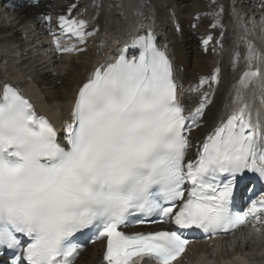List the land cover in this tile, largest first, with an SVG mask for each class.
<instances>
[{"label":"snow or ice","instance_id":"obj_1","mask_svg":"<svg viewBox=\"0 0 264 264\" xmlns=\"http://www.w3.org/2000/svg\"><path fill=\"white\" fill-rule=\"evenodd\" d=\"M59 27L76 43L62 48L55 39L57 52L83 51L78 45L95 34L86 21L64 15ZM131 47L138 57L127 59L122 50L80 84L62 142L30 100L0 85V250H15L11 264H73L81 248L73 237L85 230L93 240L106 239L104 264H173L189 237L228 234L249 223L264 228V196L255 198L264 193L260 123L242 107L187 159V133L200 126L208 94L185 114L172 63L155 35L138 34ZM247 59L238 82L244 88L261 75L259 67L251 70L260 59L251 47ZM238 193L250 194L246 211H233ZM133 216L138 224L169 227L127 233L122 228Z\"/></svg>","mask_w":264,"mask_h":264},{"label":"bare ground","instance_id":"obj_2","mask_svg":"<svg viewBox=\"0 0 264 264\" xmlns=\"http://www.w3.org/2000/svg\"><path fill=\"white\" fill-rule=\"evenodd\" d=\"M83 1L84 6L82 0H45L41 6L27 0H13L15 5L0 0V85L9 82L22 89V94L33 101L37 112L55 125L57 133L61 135V141L73 95L101 59L106 46L112 51L115 48V36L125 35L123 28L130 27L128 31L131 32L134 29L139 30L148 22L155 23L161 32V42L168 47L181 90L195 83L200 76L205 80L209 78L208 75L213 77L218 70L213 102L205 110L204 123L191 132L194 139L188 135L191 142L188 159L196 158L199 144L197 136L205 135L214 119H221L222 116L224 118L241 107L239 101L235 102V91L240 92L241 99L251 100L257 97L261 103L262 92L259 89L264 82V13L257 11L260 6L258 0H215L213 6L209 5L210 0ZM77 3L88 8L85 11L86 18L93 17L94 22L86 30L94 32L96 27L97 32L87 37L86 43L78 45L83 51H79L75 57L67 60V57L61 56L58 59L47 53L46 39L39 27V13L44 12V16L57 12L65 14L71 5ZM2 7H11L12 11H3ZM208 8H213L214 13L216 10L220 13L223 29L215 26V29L207 31V27L215 20L213 17L206 18L209 16ZM204 13L206 16L203 17ZM197 14L201 15L196 20L194 16ZM215 32L220 36L199 41L198 35ZM62 35L54 38L59 39L63 48L65 39ZM205 44L213 46L205 48ZM249 47L260 58L259 61H252L251 70L259 67L261 75L254 78L247 88H242L238 82L242 74L249 70ZM215 67L217 69L212 72ZM209 80L212 81L210 78ZM240 86L247 94L237 90ZM227 95L234 97H230L229 103L226 102L227 107L222 110ZM182 97L188 108L191 109L195 105L194 95L183 92ZM253 102L258 111L259 104ZM260 125L264 131V124ZM226 246L232 245L221 243L216 247V253H219L216 260L207 259V255L211 257L215 251L208 249L206 245L198 246L194 249V254L190 252L191 257L188 258V254L186 262L182 261L180 264H189L193 257L196 259L193 264H209L210 260L215 263L230 257L226 252H221L227 251ZM239 247L236 248L235 259H245L244 262L248 264L251 263L246 259L255 256L256 251L262 250L251 246L237 251ZM103 251L102 243L94 244L79 252L73 264H100ZM246 253L248 255H245Z\"/></svg>","mask_w":264,"mask_h":264},{"label":"rangeland","instance_id":"obj_3","mask_svg":"<svg viewBox=\"0 0 264 264\" xmlns=\"http://www.w3.org/2000/svg\"><path fill=\"white\" fill-rule=\"evenodd\" d=\"M258 2H259V0H258ZM260 3V2H259ZM263 8H264V4H263Z\"/></svg>","mask_w":264,"mask_h":264}]
</instances>
